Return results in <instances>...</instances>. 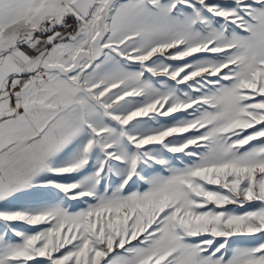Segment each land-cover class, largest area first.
<instances>
[{
	"label": "snow or ice",
	"instance_id": "obj_1",
	"mask_svg": "<svg viewBox=\"0 0 264 264\" xmlns=\"http://www.w3.org/2000/svg\"><path fill=\"white\" fill-rule=\"evenodd\" d=\"M0 264H264V0H0Z\"/></svg>",
	"mask_w": 264,
	"mask_h": 264
}]
</instances>
